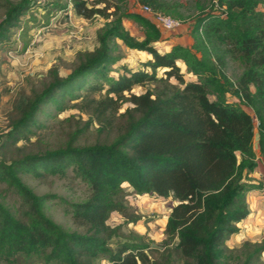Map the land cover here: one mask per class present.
Segmentation results:
<instances>
[{"label":"trees","instance_id":"trees-1","mask_svg":"<svg viewBox=\"0 0 264 264\" xmlns=\"http://www.w3.org/2000/svg\"><path fill=\"white\" fill-rule=\"evenodd\" d=\"M123 1L70 0L78 15L105 19L98 45L67 76L54 70L52 79L18 108L1 141L8 147L28 140L50 106L63 110L74 101L117 131L111 139L85 144H76L74 133L57 148L0 159V182L18 195L24 213L0 201V260L6 264H97L100 259L162 264L151 258L152 245L142 236L112 241L119 236V226L108 223L112 213L139 219L128 214L125 184L137 194L177 200L167 218L166 243L180 252L184 264H227L229 256L220 261L226 240L239 233L238 224L250 214L247 194L263 187L252 174L258 156L264 157V12L259 10L264 0H217L220 12L202 9L193 19L190 44L176 43L164 52L156 45L163 38L160 27L139 10L125 11ZM139 3L182 18L167 0ZM34 4L0 0V43ZM127 19L142 30V39L126 27ZM117 39L152 57L143 68L123 66L122 73L110 76L119 61ZM228 57L244 66L235 79L226 70ZM187 74L196 79L187 80ZM147 84L153 87L133 92ZM70 171L88 188L82 201L38 194L23 179ZM53 203L65 205L76 229L47 214ZM250 248L239 264L260 260L264 243Z\"/></svg>","mask_w":264,"mask_h":264},{"label":"rangeland","instance_id":"rangeland-1","mask_svg":"<svg viewBox=\"0 0 264 264\" xmlns=\"http://www.w3.org/2000/svg\"><path fill=\"white\" fill-rule=\"evenodd\" d=\"M175 5L182 16L184 26L166 38L170 43L190 44L189 31L195 16L202 10L220 12L217 0H167ZM140 0H124L121 3L125 11H138ZM59 6H66L60 9ZM264 12V3L259 6ZM105 24V19L95 17L86 19L76 13L70 0H35L34 6L23 16L19 27L14 28L8 37L0 43V159L7 160L24 153L53 149L64 145L68 139L77 134L76 144L93 143L98 139H111L117 131L112 126H104L81 101L69 102L63 110L50 106L48 113L40 118V125L33 128L28 140H21L14 145L2 147L1 141L9 130L11 120L18 115L21 107L33 92L40 91L51 79L57 69L60 76H67L79 63L83 54L93 51L97 45V33ZM126 27L139 39L143 32L133 20H125ZM115 54L119 61L112 67L110 76L116 77L123 72V66L143 68V61L152 56L146 52L128 48L120 39L115 40ZM186 70L184 64H181ZM243 64L228 57L227 73L233 79L243 71ZM187 80L196 79L192 74L186 75ZM173 82H177L173 79ZM107 86V81H103ZM153 84L135 86L133 92L143 93ZM99 97L100 94L95 95ZM245 108L253 113L252 110ZM124 109L120 110L123 112ZM257 125V122H255ZM257 139V136H256ZM257 147V142L255 144ZM24 181L38 194L56 193L68 201H82L89 194L86 184L73 177L48 174L34 176L25 174ZM125 202L131 206L128 214L139 216L131 222L119 212L112 213L108 223L119 226V236L112 241L136 240L144 237L153 249H147L152 259L162 264H184L185 260L179 251L173 250L172 244L167 245L166 223L172 207L177 203L172 197L156 194H137L128 185ZM250 215L239 223L240 231L226 240V255L221 262L239 264L246 257V250L253 244L264 243V234L259 233V191L247 195ZM0 201L10 207L13 212L23 216L20 199L7 185L0 182ZM46 212L55 221L67 229H76L72 215L67 214L65 205L53 203ZM252 245L247 247L245 243ZM23 264H27L22 262ZM0 264H6L0 260ZM35 264H43L36 262ZM97 264H111L100 259ZM255 264H264V253Z\"/></svg>","mask_w":264,"mask_h":264},{"label":"built area","instance_id":"built-area-1","mask_svg":"<svg viewBox=\"0 0 264 264\" xmlns=\"http://www.w3.org/2000/svg\"><path fill=\"white\" fill-rule=\"evenodd\" d=\"M139 11L151 18L160 27L163 32V38L169 37L173 32L181 30L184 26L183 20L155 10L148 4L139 3Z\"/></svg>","mask_w":264,"mask_h":264},{"label":"crops","instance_id":"crops-1","mask_svg":"<svg viewBox=\"0 0 264 264\" xmlns=\"http://www.w3.org/2000/svg\"><path fill=\"white\" fill-rule=\"evenodd\" d=\"M174 44L162 38L160 41L157 42L156 45L161 52H164V51H169ZM257 151H258V148H257ZM252 177L263 183L262 188H260L259 190H253L250 192L259 191V233L264 234V157H262L261 155L258 156V167L256 168L255 172L252 174Z\"/></svg>","mask_w":264,"mask_h":264}]
</instances>
